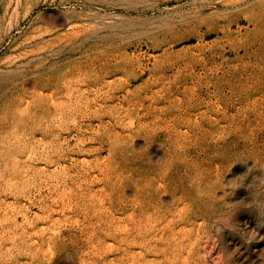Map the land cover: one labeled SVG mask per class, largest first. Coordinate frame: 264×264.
I'll return each instance as SVG.
<instances>
[{
  "label": "rangeland",
  "instance_id": "374dc122",
  "mask_svg": "<svg viewBox=\"0 0 264 264\" xmlns=\"http://www.w3.org/2000/svg\"><path fill=\"white\" fill-rule=\"evenodd\" d=\"M0 264H264V0H0Z\"/></svg>",
  "mask_w": 264,
  "mask_h": 264
}]
</instances>
